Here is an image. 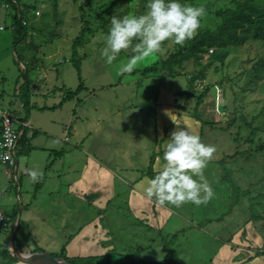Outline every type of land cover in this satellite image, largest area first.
Wrapping results in <instances>:
<instances>
[{"label":"rangeland","instance_id":"obj_1","mask_svg":"<svg viewBox=\"0 0 264 264\" xmlns=\"http://www.w3.org/2000/svg\"><path fill=\"white\" fill-rule=\"evenodd\" d=\"M183 2L208 10L197 34L183 45L165 41L157 54L138 63L131 74H117L119 61L126 60L131 50H122L112 64L100 55L111 18L143 14L147 0H0V85L6 98L0 106L8 103L18 117H26L31 109L50 114L46 106L60 103L82 85L76 96L64 102L68 115L74 114L77 120L65 135V140L73 137L70 144L74 145L63 142L58 149L68 152L64 167L73 156L80 161L79 156L91 153L116 173L115 183L128 192L144 176L154 175L158 156L163 162V145L175 127L172 120L182 119L198 130L203 142L216 146L205 169L215 191L207 204L176 207L153 199L152 217L142 216L133 225L128 200L111 199L99 209L89 195V203L79 208L80 219L103 216L100 220L114 235L116 250L136 241L124 250L127 259L111 254L98 259L101 264H154L162 261L167 249L175 250L188 264H222L215 253L223 245L232 250L229 264L264 256V0ZM239 8L246 16L229 30L216 33L224 18ZM73 52L81 61V81L71 62ZM27 119L25 135L30 140L35 134L29 141L31 157L47 152V137ZM23 139L18 173L0 162V210L11 216V224L21 209L34 204L36 185L44 183L42 193H49L47 185L60 186L59 178L51 175L54 167L45 170L44 166L43 177L31 181L26 156L21 154V148L30 146ZM41 159H35L37 170ZM42 204L53 213L51 202ZM163 213L168 214V224L155 227L151 222ZM74 218L79 215L58 216L57 226H49L46 234L40 232L36 245L44 253L60 255L68 240L64 226L70 227ZM140 227L142 231H137ZM15 244L18 254L1 249L0 264H17L16 256L39 253L19 250ZM146 252L151 256L140 257ZM258 263L264 264L263 259Z\"/></svg>","mask_w":264,"mask_h":264},{"label":"crops","instance_id":"obj_2","mask_svg":"<svg viewBox=\"0 0 264 264\" xmlns=\"http://www.w3.org/2000/svg\"><path fill=\"white\" fill-rule=\"evenodd\" d=\"M4 95L5 90L0 85V100L6 99ZM58 101L53 106H46L47 108L44 109L49 110L51 108L52 110H49L51 111L50 114L40 113L37 109H31L29 113L26 114V117L29 118L31 125L33 123L38 124L39 133L44 134L47 137L48 143L45 147L47 152H42L41 154H36L31 157L30 152L32 151L33 147H31L29 141L35 138V134H33L30 140H28L29 138H27V136L23 139V141L28 140L25 142V145L26 147L30 146V149L26 148L22 150L21 148V154L26 156V161L24 162L25 170L35 169L34 162L38 157L42 158L40 171L44 169V166L45 170L48 167H54L51 175L53 178H59L60 186L51 189L52 187L50 188V185H47L49 188V193H42V191H40L44 183L42 186L41 184L39 186L36 185L35 189H32L33 192L35 191L34 199L36 198L34 204L30 203L32 205L21 209L18 218H16V223H12L9 229L0 231V250H3L5 247H7V251H13V235L17 228V222H19V226L17 236L15 238V246L18 247L19 250L31 252L40 249V247L36 245V243L39 242L38 238L40 232L46 234L49 232V226H57L55 222L58 220V216L64 218V216L70 215V217L73 218L76 214H78L79 218L72 219L70 227L64 226V233L68 238L64 247L66 249V256L68 258L83 260L95 259L96 263H101V260L98 259H104V257L114 254L117 258L125 257V259H127L124 250H128V248L133 246V243L136 244V241L129 243L128 245H124L121 249L116 250V239L114 235H112V232L108 226L104 225L105 223L101 221L103 218L100 220V217L103 216L95 217L91 221H88V219L83 220V218L80 219L82 212L79 210V208L83 204L87 205L89 203L88 201L90 194V196H93L94 200H96L97 203H95V205L99 209H102V202H107L111 199L117 201L123 200L124 203H126V200H128V208L130 209L134 220L132 224L135 225V222L142 216L150 215V217H152L153 200H147L143 195L142 188L138 186H136V188L130 189L128 192L124 191L125 189L120 186L119 182L117 184L115 183L114 177H117L116 173L113 172L112 169L107 168V165L100 163L94 156H92L91 153L86 154L85 158L79 156L80 161L77 157L73 156L69 159L67 167L63 166L66 158L69 157V155L67 154L68 152L65 153L66 151L64 150L58 151V149L63 147V142L70 144V141L73 140V137H71L72 139L69 138L65 140V135H67V130L72 128L73 123L77 122V120H75L74 114H71V116L68 115V108L66 106L64 107V101L62 100L60 103ZM6 103L7 102H5V104ZM7 105L4 107L0 106V109L15 112L14 110H10ZM70 133H72V130ZM29 134L30 136L32 135L31 132ZM40 140L43 142L42 139H37V141ZM70 145L73 146L74 144ZM71 154L73 155V153ZM51 156H53L54 159L49 164L48 161L50 160ZM76 162L78 165H75ZM74 172L76 174L75 178L72 177V173L74 174ZM5 173L8 174L7 179L9 180L11 176L10 173H8L7 170ZM17 173L18 165L15 175ZM120 187L122 189H120ZM68 199H71L72 201H69ZM40 201H43L41 202V205ZM48 201L52 203V208H54L53 213H48V211L51 209L47 210L46 207L45 209L42 208V203H47ZM59 207H62V209L56 211V209ZM167 215V213H163L159 220L151 223L155 227H159V225L162 224L165 228L166 224H168ZM132 228H134V226H132ZM123 231L127 232V229H124ZM137 231H142L141 227ZM147 240L151 239L147 238ZM131 251L132 250H130V252ZM216 254V260L220 261L222 264H229L232 262V250L227 248L225 245H223V247H221L219 251L215 253V255ZM241 254L242 253L238 254V256ZM249 254L252 255V252H249ZM243 255L245 256L248 254ZM149 256L151 255L147 254L146 252L141 254L140 257H145L146 259ZM11 257L13 256L11 255ZM134 257L139 256L136 254ZM164 257L165 255L161 260H163ZM258 259H263L264 263V256L254 257L252 255L247 257L245 261L241 262V264H259ZM183 261L185 264H188L185 260Z\"/></svg>","mask_w":264,"mask_h":264},{"label":"clouds","instance_id":"obj_3","mask_svg":"<svg viewBox=\"0 0 264 264\" xmlns=\"http://www.w3.org/2000/svg\"><path fill=\"white\" fill-rule=\"evenodd\" d=\"M146 7L147 11L140 15L111 18L100 55L112 64L122 50H131L126 60L119 61L117 74H131L138 63L157 54L165 41L183 45L191 40L208 11L204 5L185 4L183 0H147ZM172 121L175 127L163 145V162L158 156L154 175L144 176L138 187L147 200L154 199L161 205L207 204L215 191L205 169L214 157L216 146L203 142L198 130L187 126L182 119ZM28 175L35 183L43 177V172L29 169Z\"/></svg>","mask_w":264,"mask_h":264},{"label":"built area","instance_id":"obj_4","mask_svg":"<svg viewBox=\"0 0 264 264\" xmlns=\"http://www.w3.org/2000/svg\"><path fill=\"white\" fill-rule=\"evenodd\" d=\"M29 125L27 117H18L0 109V162L9 170L17 168L19 145L29 131ZM11 225V218L0 210V231L9 229Z\"/></svg>","mask_w":264,"mask_h":264},{"label":"trees","instance_id":"obj_5","mask_svg":"<svg viewBox=\"0 0 264 264\" xmlns=\"http://www.w3.org/2000/svg\"><path fill=\"white\" fill-rule=\"evenodd\" d=\"M245 10L243 8H239V10L232 12L231 14H229L228 16H226L224 18V22L223 25L216 30V33H222L226 30H229L231 28L232 25H234L235 23H237L240 19H242L243 17H245ZM20 21V19H19ZM210 32H206L202 35L206 36L208 35ZM202 35H200L199 37H201ZM198 37V38H199ZM198 38H195L194 41H196ZM81 41V38L80 40ZM79 44L77 46H80L81 42H78ZM16 41H14V48L16 50ZM73 58H72V63L75 67V69L77 70V77L79 78V80L81 81V61L79 56L77 55L76 52H73ZM25 86H27L26 88H28V83H25ZM82 90V85L80 84L77 92L76 93H71L69 96H67L63 101H70L74 96L77 95L78 92H80ZM49 110H52L51 108ZM26 136H24L23 138H25ZM39 253L44 252L42 249H38ZM165 252L167 253L166 256L164 257V259L161 262H156L154 264H185L182 260H180L177 256V253L175 250H171V249H167L165 250ZM52 256V255H51ZM263 256V255H262ZM53 258H55L58 261L61 262H66L67 264H101V263H96L95 259H89V260H83V259H70L66 256V249L65 247L62 248L60 255L58 256H52ZM259 257V256H258ZM15 261L10 262L9 264H13Z\"/></svg>","mask_w":264,"mask_h":264},{"label":"water","instance_id":"obj_6","mask_svg":"<svg viewBox=\"0 0 264 264\" xmlns=\"http://www.w3.org/2000/svg\"><path fill=\"white\" fill-rule=\"evenodd\" d=\"M17 171V168H15ZM19 222H17V228L13 235V244L15 243L16 234L18 231ZM15 253H17L15 249ZM18 260L17 264H67L66 262H61L53 258L48 253H35V254H20V256L15 257Z\"/></svg>","mask_w":264,"mask_h":264},{"label":"bare ground","instance_id":"obj_7","mask_svg":"<svg viewBox=\"0 0 264 264\" xmlns=\"http://www.w3.org/2000/svg\"><path fill=\"white\" fill-rule=\"evenodd\" d=\"M13 251L15 252V248L13 247Z\"/></svg>","mask_w":264,"mask_h":264}]
</instances>
